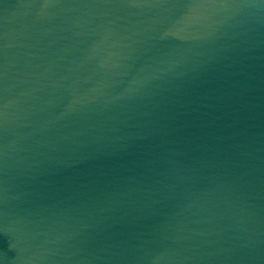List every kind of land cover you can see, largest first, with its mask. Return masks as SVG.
Instances as JSON below:
<instances>
[{"label": "water", "instance_id": "1", "mask_svg": "<svg viewBox=\"0 0 264 264\" xmlns=\"http://www.w3.org/2000/svg\"><path fill=\"white\" fill-rule=\"evenodd\" d=\"M264 146V0H0V264H58Z\"/></svg>", "mask_w": 264, "mask_h": 264}]
</instances>
